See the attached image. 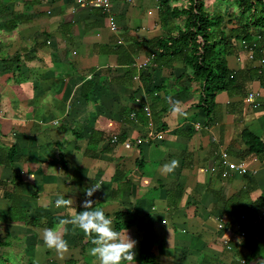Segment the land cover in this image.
I'll use <instances>...</instances> for the list:
<instances>
[{
  "label": "crops",
  "instance_id": "0c3cea01",
  "mask_svg": "<svg viewBox=\"0 0 264 264\" xmlns=\"http://www.w3.org/2000/svg\"><path fill=\"white\" fill-rule=\"evenodd\" d=\"M88 1L0 0V264H99L71 225L61 226L63 257L42 239L85 210L94 183V207L137 241L136 264H152L140 256L147 229L156 264H264V150L254 141L264 145V49L252 61L235 44L226 61L236 85L209 114L184 60L157 45L183 18L162 0H116L109 11ZM185 5L169 0V12ZM250 92L261 93L257 106ZM169 95L187 118L170 114ZM223 152L247 172L224 166ZM172 160L179 167L164 172ZM58 195L73 207L56 208Z\"/></svg>",
  "mask_w": 264,
  "mask_h": 264
},
{
  "label": "trees",
  "instance_id": "16d2710c",
  "mask_svg": "<svg viewBox=\"0 0 264 264\" xmlns=\"http://www.w3.org/2000/svg\"><path fill=\"white\" fill-rule=\"evenodd\" d=\"M161 2V11L165 9L176 18H183L184 24L177 32L159 40L157 45L165 52H171L175 58L184 60L193 80L200 84V106L210 114L216 96L222 92L231 93L236 85V76L226 61V57L236 50L235 44L245 41L253 47L256 60L264 49V0H233L239 10L234 16L222 11H209L206 0H183L186 5L171 12L169 0ZM255 43L260 47H256ZM254 141L258 146L256 151L264 150L261 142ZM147 230L149 232L141 244L140 256L142 261L156 264L151 252V231Z\"/></svg>",
  "mask_w": 264,
  "mask_h": 264
},
{
  "label": "clouds",
  "instance_id": "9594fccd",
  "mask_svg": "<svg viewBox=\"0 0 264 264\" xmlns=\"http://www.w3.org/2000/svg\"><path fill=\"white\" fill-rule=\"evenodd\" d=\"M165 100L171 105L170 114L173 117L183 116L187 118L188 113L183 109L181 101L173 99L171 95L166 96ZM178 167L179 161L172 160L163 165V171L172 173ZM100 188L99 183H94L85 189L86 199L82 203L84 211L77 212L68 218L59 219L58 227L45 228L42 233L44 244L48 249L54 250L63 257L70 248L68 241L64 238L67 228L61 226L71 225L73 232L79 229L91 238L94 247L89 250L90 255L96 257L99 264H136L134 249L137 241L131 239L127 231L114 230L113 220L106 215L103 209L94 207L96 201L90 199ZM73 203V199L58 195L55 200V207L71 209Z\"/></svg>",
  "mask_w": 264,
  "mask_h": 264
},
{
  "label": "built area",
  "instance_id": "2783aa9c",
  "mask_svg": "<svg viewBox=\"0 0 264 264\" xmlns=\"http://www.w3.org/2000/svg\"><path fill=\"white\" fill-rule=\"evenodd\" d=\"M116 0H98L99 5L105 10V11H109L111 8V5L115 2ZM129 1V0H128ZM77 4L80 6H87L89 4L88 0H77ZM113 29H116V27H113ZM241 45L243 46V48L248 51V57L250 60L255 61V54L254 51L255 49L253 47L248 46V44L245 41L241 42ZM259 65L264 69V59H260V61L258 62ZM261 97V93L260 92H250L248 93V95L246 96V101L248 104L252 105V106H257L258 104L256 103L257 99ZM145 113L147 114V116H150V108L148 106L144 107ZM131 118H135V114H131ZM157 139H161L162 136L158 135L156 136ZM114 143H118L119 139L114 136L113 140ZM143 139H138L136 141L137 144H142L143 143ZM124 146L128 149L132 148L133 145L126 141L124 143ZM221 160H222V164L224 166H226L229 170L231 171H236L239 174H245L247 172V166L245 163H234L232 161L229 160V156L226 152H223L221 154ZM220 228H222V225L220 224ZM244 235V234H242ZM224 244L226 245L227 248H231V246L228 244V241H224ZM242 263H245L244 261H242Z\"/></svg>",
  "mask_w": 264,
  "mask_h": 264
},
{
  "label": "rangeland",
  "instance_id": "374dc122",
  "mask_svg": "<svg viewBox=\"0 0 264 264\" xmlns=\"http://www.w3.org/2000/svg\"><path fill=\"white\" fill-rule=\"evenodd\" d=\"M206 6H207L208 10L212 11V12L222 11L225 13H231L232 15L237 14L239 12V10H237V8L235 6V2H233V0H206ZM231 27L232 26H230V28ZM238 42H240V41H238ZM8 255H9L8 253L3 254L0 250V261H2V262L9 261V258L7 257ZM11 264H16V263L12 262Z\"/></svg>",
  "mask_w": 264,
  "mask_h": 264
}]
</instances>
